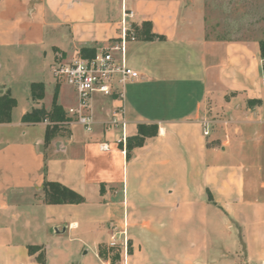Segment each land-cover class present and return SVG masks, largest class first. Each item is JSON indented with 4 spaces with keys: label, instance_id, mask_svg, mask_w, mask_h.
<instances>
[{
    "label": "crops",
    "instance_id": "0c3cea01",
    "mask_svg": "<svg viewBox=\"0 0 264 264\" xmlns=\"http://www.w3.org/2000/svg\"><path fill=\"white\" fill-rule=\"evenodd\" d=\"M142 22L165 39L125 45V64L139 75L124 86L125 138L139 124L157 125V135L129 160L114 143L120 131L102 126L118 105L114 98L93 94V132L69 125V137L46 149V124L21 122L43 101L33 103L28 93L30 104L20 109L15 99L11 122L0 125V264H38L29 246L43 247L45 264H109L98 246L112 241L123 251L120 264H216L206 240L210 216L216 242L220 235L233 239L218 248L219 260L235 264L231 256L243 244L241 264H264L259 41L207 40L182 0H0V69L12 62L21 73L33 59L38 69L42 63L51 70L57 53L97 51L119 39L122 24ZM44 79L36 83H50L54 92L52 76ZM6 90L12 96L0 81ZM252 100L260 103L247 104ZM57 103L64 111L73 106L72 89L58 85ZM45 181L80 194L84 203L46 205ZM81 228L94 231L90 260L88 251L82 254Z\"/></svg>",
    "mask_w": 264,
    "mask_h": 264
},
{
    "label": "rangeland",
    "instance_id": "374dc122",
    "mask_svg": "<svg viewBox=\"0 0 264 264\" xmlns=\"http://www.w3.org/2000/svg\"><path fill=\"white\" fill-rule=\"evenodd\" d=\"M182 3L183 9L193 14L195 23L197 24L196 28L205 31V38L207 40L264 41V0H182ZM46 54L45 62H48L50 49L46 51ZM40 57V61L42 62L43 56L41 55ZM36 63V60H30L21 73L16 72L17 66L15 63H7L6 61L1 63L0 81L5 82L11 88L12 97L18 101L20 109L30 104L28 85L31 82H44L46 76H51V70L48 66L39 63L38 69ZM41 64L42 66L40 67ZM44 86L45 98L42 103L43 108L50 106L53 92L50 83H45ZM84 230V228H81V231L85 234L82 240L86 242V247L82 251V254L88 251V255H85V258L90 260L93 255L91 244L95 235L94 231L86 235ZM224 231L222 230L221 234ZM216 233L218 231L215 230L213 219L210 216L208 237H206L208 247L211 252L214 251L215 258L219 257L216 264H229L230 258H227L225 261L219 260L220 256L217 250L218 248L222 250L223 246L230 245L233 239H226L225 236L220 235L218 242H216ZM97 235L100 236V232ZM101 236V239H105L104 235L101 234ZM237 242L235 237L236 246H238ZM242 248H244L243 244H241V251L236 253L235 256H231L236 262L235 264H241L243 260ZM119 249L122 257L123 251L120 247ZM54 250L55 248L50 246V255H55Z\"/></svg>",
    "mask_w": 264,
    "mask_h": 264
},
{
    "label": "built area",
    "instance_id": "2783aa9c",
    "mask_svg": "<svg viewBox=\"0 0 264 264\" xmlns=\"http://www.w3.org/2000/svg\"><path fill=\"white\" fill-rule=\"evenodd\" d=\"M132 16V12L124 13L125 18H132ZM134 41L133 31L122 24L119 39L97 50L93 57L83 58L80 52H75L65 58L57 53L51 65V76L55 83L66 85L74 92L75 103L65 110L71 119L69 125H80L88 134L93 132L92 96L95 93L103 97L114 98L118 102L102 126L105 131H120V135L114 138V143L122 147V152H125L127 124L123 106L124 86L139 78L137 72L126 66L122 55L125 45ZM100 150H108V145L101 143ZM112 239H114L113 235ZM110 246H117V244L112 241Z\"/></svg>",
    "mask_w": 264,
    "mask_h": 264
},
{
    "label": "trees",
    "instance_id": "16d2710c",
    "mask_svg": "<svg viewBox=\"0 0 264 264\" xmlns=\"http://www.w3.org/2000/svg\"><path fill=\"white\" fill-rule=\"evenodd\" d=\"M130 29L133 31L135 41L150 42L163 41L165 38L153 33L152 24L150 22H142L139 26L131 25ZM259 58L261 60V73L264 84V41L258 42ZM95 48H82L80 55L83 58H91L95 55ZM30 100L33 103L39 104L44 100L45 88L43 83H32L29 86ZM58 84L54 87V92L49 110L42 106L32 107L26 112L21 122L23 124H41L47 122L44 136L43 148L46 149L51 142L56 138H66L70 135L69 123L71 119L66 112L57 103ZM260 101H247V104H259ZM17 106L16 100L11 96L10 91L6 90L0 94V125L11 122V112ZM157 135V125L155 124H139L137 125L136 135L126 139L125 156L126 160L131 157V152L135 148L142 147L145 140L155 137ZM43 202L46 205H78L84 203V198L68 189L67 187L54 182L45 181L42 185ZM28 253L36 255L35 260L38 264H45V253L41 246H29ZM98 256L101 260L109 261V264H120V249L118 246H110L100 244L98 246Z\"/></svg>",
    "mask_w": 264,
    "mask_h": 264
},
{
    "label": "water",
    "instance_id": "95a60500",
    "mask_svg": "<svg viewBox=\"0 0 264 264\" xmlns=\"http://www.w3.org/2000/svg\"><path fill=\"white\" fill-rule=\"evenodd\" d=\"M3 92L2 91H0V94H2Z\"/></svg>",
    "mask_w": 264,
    "mask_h": 264
}]
</instances>
